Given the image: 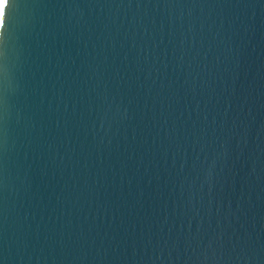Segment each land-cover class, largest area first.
<instances>
[{
  "label": "water",
  "instance_id": "water-1",
  "mask_svg": "<svg viewBox=\"0 0 264 264\" xmlns=\"http://www.w3.org/2000/svg\"><path fill=\"white\" fill-rule=\"evenodd\" d=\"M0 264H264V0H7Z\"/></svg>",
  "mask_w": 264,
  "mask_h": 264
},
{
  "label": "bare ground",
  "instance_id": "bare-ground-1",
  "mask_svg": "<svg viewBox=\"0 0 264 264\" xmlns=\"http://www.w3.org/2000/svg\"><path fill=\"white\" fill-rule=\"evenodd\" d=\"M3 3L2 0H0V21H1V16H2V10H3Z\"/></svg>",
  "mask_w": 264,
  "mask_h": 264
},
{
  "label": "snow or ice",
  "instance_id": "snow-or-ice-1",
  "mask_svg": "<svg viewBox=\"0 0 264 264\" xmlns=\"http://www.w3.org/2000/svg\"><path fill=\"white\" fill-rule=\"evenodd\" d=\"M2 3L3 4H7V0H2Z\"/></svg>",
  "mask_w": 264,
  "mask_h": 264
}]
</instances>
